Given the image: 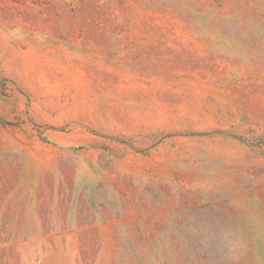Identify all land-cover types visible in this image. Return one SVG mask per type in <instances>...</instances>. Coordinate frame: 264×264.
<instances>
[{
  "label": "rangeland",
  "instance_id": "374dc122",
  "mask_svg": "<svg viewBox=\"0 0 264 264\" xmlns=\"http://www.w3.org/2000/svg\"><path fill=\"white\" fill-rule=\"evenodd\" d=\"M14 70L86 124L0 132V264H264V0H0Z\"/></svg>",
  "mask_w": 264,
  "mask_h": 264
},
{
  "label": "crops",
  "instance_id": "0c3cea01",
  "mask_svg": "<svg viewBox=\"0 0 264 264\" xmlns=\"http://www.w3.org/2000/svg\"><path fill=\"white\" fill-rule=\"evenodd\" d=\"M8 78L12 82H7L5 85L6 95L1 94L2 81L5 78H0V132L4 136L14 137L18 132L29 133L33 124L41 130L44 129L43 126L61 128L73 124L78 126L86 124V118L79 112H73L65 105L56 103L62 95L50 92L44 86L46 82L37 81L28 72L18 76L15 70ZM119 116L112 114L111 111L105 114L103 109L97 108L94 119L98 125L108 124V135H114L113 127L123 126ZM170 118V114L166 113L163 119L170 120ZM107 120L108 123H106ZM219 120L222 124L227 123L226 119L220 118ZM208 122L213 124L214 119L209 118ZM80 136H86V133L78 130L73 137L63 140L64 143L71 142ZM110 141L111 139H108V144ZM94 143L97 146L104 144L101 140Z\"/></svg>",
  "mask_w": 264,
  "mask_h": 264
}]
</instances>
